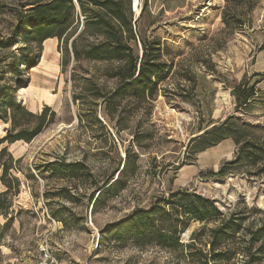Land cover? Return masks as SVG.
Masks as SVG:
<instances>
[{
  "label": "rangeland",
  "instance_id": "obj_1",
  "mask_svg": "<svg viewBox=\"0 0 264 264\" xmlns=\"http://www.w3.org/2000/svg\"><path fill=\"white\" fill-rule=\"evenodd\" d=\"M24 1L0 0V91L16 87L17 101L32 113L49 107V122L29 141L0 144V150L7 146L0 159V193L6 190L2 163L13 165L9 172L19 181L18 193L13 188V194H0V264H193L178 251L155 245L141 249L102 234V228L135 207L148 208L179 190L214 200L224 213L245 202L259 209L252 217H264L261 161L229 165L221 177L214 174L236 158L245 141L264 139V0H140L138 9L132 2L135 54L142 55L143 39L159 38L161 60L174 58L175 66L149 111L127 109L118 122L119 111L113 119L102 100L95 105V87L110 90L117 83L101 74L106 63L79 64L71 58L63 67L65 37L44 40L32 69L9 72L10 63L22 55L20 47L38 49L18 32ZM84 18L81 12L75 18L77 33ZM179 69L195 73L194 80L175 74ZM251 87L254 94L239 105ZM76 91L83 97L75 102ZM4 108L0 101V112ZM225 122L229 134L224 139L214 144L201 139ZM20 128L0 118V138ZM53 161H82L86 168L72 177L63 166L49 168ZM125 161L135 167L121 173L123 188L94 203L96 185L105 188L117 163L114 178ZM6 179L16 186L10 176ZM217 224L192 221L182 241L205 225L204 244L208 229ZM247 258L238 254L231 263L246 264Z\"/></svg>",
  "mask_w": 264,
  "mask_h": 264
},
{
  "label": "trees",
  "instance_id": "obj_2",
  "mask_svg": "<svg viewBox=\"0 0 264 264\" xmlns=\"http://www.w3.org/2000/svg\"><path fill=\"white\" fill-rule=\"evenodd\" d=\"M22 6L27 8L20 13L18 32L27 39L35 41L38 49L33 52L27 45L20 47L19 51L22 55L10 63L9 72L19 74L23 70L32 69L40 60L44 40L54 36L60 39L65 37L63 67L71 58L79 64L83 61L103 62L106 64L101 74L116 80L113 89L103 90L95 87L94 91L95 105L99 104V99L102 100L101 105L111 118L115 119V113L119 111L120 115L116 117L118 122L127 109L130 112H138L149 111L153 107V100L160 91L159 85L169 77L175 61L174 58L170 61L161 60L162 49L159 38L143 39L142 55L135 54L134 47L130 43L136 38L132 0H25ZM80 12L85 16V22L77 33L74 23ZM223 21L227 25L230 22L225 15ZM13 41L14 39H11L10 45ZM183 72L179 69L175 74L181 76L185 74V77L194 80L195 73L190 70ZM85 80L88 81L89 77H85ZM8 89L7 93L0 91V101L5 106L0 112V118L10 122L14 129L19 126L21 128L16 133L8 130V134L0 138V144L18 139L29 141L49 122L47 119L49 107H45L40 113H32L17 101L14 95L16 87L12 86ZM162 91L167 96L165 87ZM245 92L244 99L238 101L239 105L245 104L248 97L254 94L253 87L247 88ZM82 97L83 93L76 91L73 100L76 102ZM226 130H229L226 122L213 126L203 132L201 139H208L210 144H214L229 134L225 133ZM136 141L139 142L138 139ZM6 152L7 146L1 148V160ZM135 157H137L136 153ZM258 161L262 162L259 172L264 173V139L247 140L240 146L236 158L228 161L214 174L221 177L229 165ZM119 164L120 162L105 180V188L96 185L92 198L95 191L100 190L94 203L104 193L114 188H123L120 184L121 173L130 168L133 170L135 166L130 161H125L118 176L114 178V172L118 170ZM57 166H63L68 176L72 177H76L86 168L82 161L67 163L53 161L48 165L51 169ZM12 168L11 163H2L1 180L6 185V190L0 194H13V188H15L14 194L19 191L18 179L9 172ZM7 176L16 181L15 187L8 182ZM256 212H259V209L249 207L245 202H239L233 210L224 213L214 200L195 192L179 190L168 197H159L148 208L135 207L123 219L102 228V234H110L118 241L130 242L141 249L155 245L178 251L193 264H234L231 261L238 254L248 257L246 264H259L264 261V217H252ZM213 220L218 221V224L208 229L209 239L206 243L202 244L201 239V232L206 229L205 225L200 230L192 232L190 241H182V233L189 229L192 221ZM207 245L209 248L206 249L204 246Z\"/></svg>",
  "mask_w": 264,
  "mask_h": 264
},
{
  "label": "bare ground",
  "instance_id": "obj_3",
  "mask_svg": "<svg viewBox=\"0 0 264 264\" xmlns=\"http://www.w3.org/2000/svg\"><path fill=\"white\" fill-rule=\"evenodd\" d=\"M139 5H140V0H138V2L135 4V9H138V8H139ZM25 91H26V88H24L20 93H21V94H24ZM22 101H23V100H22ZM23 102H24V104H26V103H25V100H24Z\"/></svg>",
  "mask_w": 264,
  "mask_h": 264
},
{
  "label": "water",
  "instance_id": "obj_4",
  "mask_svg": "<svg viewBox=\"0 0 264 264\" xmlns=\"http://www.w3.org/2000/svg\"><path fill=\"white\" fill-rule=\"evenodd\" d=\"M133 2V7H135V4L138 2V0H132ZM135 21L137 20V18L134 19Z\"/></svg>",
  "mask_w": 264,
  "mask_h": 264
}]
</instances>
